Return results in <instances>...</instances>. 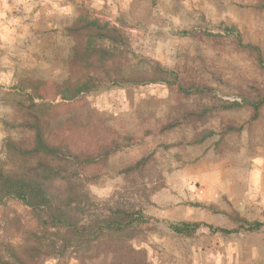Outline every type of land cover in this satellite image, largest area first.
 Wrapping results in <instances>:
<instances>
[{"label": "trees", "instance_id": "1", "mask_svg": "<svg viewBox=\"0 0 264 264\" xmlns=\"http://www.w3.org/2000/svg\"><path fill=\"white\" fill-rule=\"evenodd\" d=\"M255 3L264 15V0ZM64 33L74 44L67 60L69 74L55 83L60 101L163 84L177 88L181 107L158 132L172 139L120 168L123 186L101 200L90 187L103 184V171L115 155L141 141H113L95 153H74L49 141V124L37 113L36 100L43 99L38 81L26 78L7 91L0 87L13 111L11 122L4 123L8 136L0 151V264H38L43 257L75 259L78 264H151L145 250L131 246L150 219L132 200L133 189L145 188L155 176L160 184L165 173L193 159L190 149L205 147V153L223 155L243 147L252 153L262 146L264 133L258 128L264 130V40H246L236 26L225 24L218 33L199 35L216 52L228 50L248 63L249 69L231 80L213 70L216 59L200 56L201 68L182 72L138 56L119 28L91 17L83 7L77 6V16ZM223 214L236 228H217L216 233H264V222L248 221L233 210ZM171 227L178 235H192L200 224Z\"/></svg>", "mask_w": 264, "mask_h": 264}, {"label": "rangeland", "instance_id": "2", "mask_svg": "<svg viewBox=\"0 0 264 264\" xmlns=\"http://www.w3.org/2000/svg\"><path fill=\"white\" fill-rule=\"evenodd\" d=\"M62 1L71 5L75 16L61 30V38L54 31L55 37L45 40L48 44L68 40L71 50L74 41L64 29L72 25L79 6L91 17L119 28L136 55L182 72L201 68L200 56L216 59L213 70L231 80L249 69L244 58L228 50L218 53L200 39L205 31L220 32L221 24L236 26L246 40H264V15L254 7L255 0H106L100 7L93 5L94 0ZM12 3L0 0V87L11 90L26 78L39 82L43 99L36 100L37 113L49 124V141L78 154L95 153L113 141L121 145L141 141L138 147L115 155L109 169L103 171V184L90 187L97 198L108 200L123 186L120 168L172 139L158 132L181 107L180 94L176 87L155 84L113 88L75 102L60 101L55 87L58 80L53 82L59 77V67L52 58L36 56L40 47L31 49L39 37H28L23 30L21 35L16 34L17 29L9 36L11 30L6 31L7 21L25 20L18 6L14 9L15 19L10 17L11 12L6 10L5 14L4 6ZM50 54L54 51L45 52L46 56ZM68 57L63 64L67 69L64 77L69 74ZM12 118L11 106L0 94V151L8 136L4 123ZM258 130L264 133L262 128ZM261 145L252 153L243 147L239 153L223 155L205 153V147L190 149L191 158L197 160L185 159L186 163L165 173L162 188L158 189L156 176L145 182V188H134L132 200L143 207L150 219L131 246L145 250L151 264H264V233L214 231L236 228L223 214L231 210L248 221L264 222V142ZM184 222L198 223L200 227L192 235L176 234L171 226ZM38 264L78 262L43 257Z\"/></svg>", "mask_w": 264, "mask_h": 264}, {"label": "crops", "instance_id": "3", "mask_svg": "<svg viewBox=\"0 0 264 264\" xmlns=\"http://www.w3.org/2000/svg\"><path fill=\"white\" fill-rule=\"evenodd\" d=\"M105 1L106 0H94L93 5L100 7L105 4ZM9 2L13 3L10 6L7 4L6 7L4 6L5 14L9 11V13L11 12L10 17H13L14 9L18 6L20 14L25 13V20L21 21V19H15L13 17L15 20L12 22L7 21L6 26L8 23L9 25L6 27V31L11 30L8 35H12L14 30L17 29L16 34L19 33L21 35L20 30L21 32L23 30V33L28 37L38 36L39 40L32 46L31 49L36 46L40 47L41 51L36 56L39 59H44L45 57L52 58L54 63H56L59 67V77L57 79H53V82L64 78L63 75H66L67 69L63 67V64L70 53L69 41L61 39L64 43L59 41L58 44H48L45 40H49L53 36L55 37V33L59 35L57 36L59 39L61 38V30L65 26L69 25L75 16L73 10L71 9V5H65L67 3L62 0H9ZM54 31L58 32L53 33ZM46 51H54V54L46 56ZM62 67L63 73L61 70ZM49 81L52 80L49 79Z\"/></svg>", "mask_w": 264, "mask_h": 264}]
</instances>
